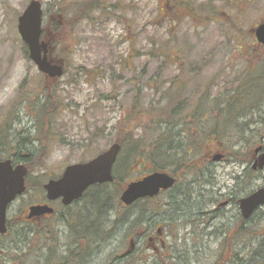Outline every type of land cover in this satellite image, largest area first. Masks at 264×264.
Returning a JSON list of instances; mask_svg holds the SVG:
<instances>
[{
  "label": "rangeland",
  "instance_id": "1",
  "mask_svg": "<svg viewBox=\"0 0 264 264\" xmlns=\"http://www.w3.org/2000/svg\"><path fill=\"white\" fill-rule=\"evenodd\" d=\"M30 1L0 0V160L13 154L15 157L11 158L20 162L22 156L29 158L33 154V160L40 153L46 154L44 165L34 166L30 173L31 181L43 186L30 189L10 205L8 218L12 220V224L16 223L18 216L27 212L31 204L43 199L47 201L44 184L51 177L60 176L69 164L88 161L109 149L118 136L129 132V129L135 130L138 136L142 135L139 140L141 144L156 140L162 131L165 152L180 144L179 133L183 128L189 134L192 131V134L200 135L195 128L189 129L193 128L192 123L188 127L175 129L174 140L171 137L168 142L165 130L170 128L166 126L161 131L150 130L144 133L151 119L147 109L152 103L167 107L170 101L163 93L170 86H176L172 81L179 76V80L184 77L193 80L179 98L188 104L183 114H190L195 108L197 93L201 94L206 90L208 95L209 92L216 95L227 81L230 83L242 68L245 69V64L240 62L239 57L242 55L238 51L239 46H242L244 57L250 63L254 62L255 56L264 53V48L254 45L256 39L253 32L264 18V0L232 1V7L237 5L244 12L235 21L230 18V7L223 4V0H185L194 9L193 13L182 6L180 0H105L106 5L117 4L118 10H113L104 17L97 11L94 21H83L74 32L67 27L56 40L58 45L54 49V55L65 60L66 72L60 79L48 81L49 88L45 90L44 74L30 59L18 31V18ZM59 1L42 0L44 26L49 23V18L52 22L57 21ZM82 1L84 0H65V5L71 7ZM72 12L70 9L69 13ZM236 21L240 31L232 25ZM227 22L230 24L227 25ZM165 42L172 48H161ZM155 48L160 50L152 53ZM256 50L259 52L253 54ZM216 78L218 81L215 82ZM199 88L202 91H197ZM50 94L55 95L58 101L52 100V107L51 101L48 105V111L54 116L44 117V131H39L37 115L40 105L43 102L46 104L44 98ZM135 98L139 101L138 108L133 107ZM240 111L229 123L220 126L221 138H214L213 142L210 141L193 157L199 162L201 169L196 168L182 175L183 180H197L201 185L204 180L212 178V172L206 170L208 153L213 150V156L217 155L219 146L223 150L221 152L226 154L223 161L216 162L212 167L217 172V177L212 180L214 185H202L200 195L193 201L182 200L180 207L184 211L214 209L227 198L226 195L220 197V192L235 193L240 188L238 197H241L244 189L247 194L264 184V169L254 172L251 163L241 160L250 148L264 144V122L254 125L250 114L258 113L250 105ZM133 116L137 117V121L128 123V119ZM48 120H51L50 124ZM191 120L189 118V122ZM249 123H253L251 127ZM123 125L129 129L122 130ZM215 125L216 120L211 117L205 122V127L208 128L206 131L212 130ZM203 126L198 123L199 128ZM47 128H51L50 133L43 137L42 142L39 141L38 137L46 134ZM250 128L255 131L251 132ZM20 140L22 144L18 148L16 144ZM230 151H238L240 157L228 155ZM123 155L124 151L120 152L118 161ZM130 161L131 165L127 170L123 169V175H127L124 181L141 178L151 172L153 167L147 156L142 164L133 155H130ZM172 162L165 157L164 163L171 165ZM116 166L117 162L114 165V175ZM235 175H239V179ZM111 188L107 191L111 194L112 202L108 201L106 208L116 210V214L112 212L110 215L115 220L127 214V211L119 208L122 191L119 196L115 194L118 185ZM90 198L95 196L92 194ZM85 199L89 200L87 197ZM161 199L164 200L165 197ZM158 201L159 199H155L146 204L150 210L148 214L143 212L146 205L133 208L134 223L140 210L143 213L138 219L139 228L136 231L147 228L148 218L156 223L150 229L152 233H156L159 226L165 225L160 223L162 212L157 205ZM54 204L57 210L63 208L60 201ZM238 210L235 204L220 208L214 214L209 228L202 224L195 232L189 223L185 225L183 221H179L171 230L175 238L167 233L170 243L165 254L161 253L167 255L165 260H161L145 240H139L134 257L129 263L226 264L228 259L233 260L235 253L242 255L244 252L242 256L248 264H254L258 239L254 241L256 244L250 245L249 241L253 240L250 235H257L264 228L262 230L259 226L247 224L248 232L238 233L237 238V231L224 234L225 225L222 222L226 225L230 222V229L233 228L240 220ZM209 229H213L214 234L207 239ZM126 231L124 228L117 234L119 247L125 240ZM116 245L115 243L112 249ZM110 251L111 248L108 251L104 249L102 257L95 264L108 263Z\"/></svg>",
  "mask_w": 264,
  "mask_h": 264
},
{
  "label": "flooded vegetation",
  "instance_id": "2",
  "mask_svg": "<svg viewBox=\"0 0 264 264\" xmlns=\"http://www.w3.org/2000/svg\"><path fill=\"white\" fill-rule=\"evenodd\" d=\"M55 58L58 59L57 57ZM44 77L46 80L50 81L45 74ZM218 150H220L217 154L220 155L218 159H214L217 155L213 156V150L208 153V166L206 170L207 172H212V178L210 180H204L201 185H199L197 180L190 182L183 180L182 175L189 172L184 171V168L181 167L179 169V174L181 175H176L168 171V173L176 178L174 186L162 190L154 197L140 199L132 205H126L121 201V194L126 188L125 187L119 196V207L120 210L127 211V214L122 215L119 219L113 220L110 218L111 213H115L116 210L111 208L103 211L94 203L89 202L90 199H84V197L87 196L86 193L83 194L81 199L67 206L62 203L61 199L55 201H49L48 199L44 201L43 199L41 202L34 203H49L54 207V212L29 217L28 208L27 212H24L23 215L16 218L15 224H12V220L8 218V230L5 233H0V264H95V262L102 257L104 249L108 251L109 248H111L108 258L109 262L106 264H130L129 260L134 257V252L139 240H145L147 246L151 247L161 260H165L168 257L163 254H165L164 252L170 243L167 233H170V235L175 238V234L171 230L177 226L179 221H183L185 225L189 223L193 227V232L199 229L202 224H205L206 227L209 228L212 225L211 220L214 218V214H216L220 208L227 207L228 205L231 206L232 204L238 207L240 220L237 221L231 229L230 222L227 225L222 222V224L225 225L224 234L225 232L229 233L231 231L232 233V231H237L235 236V238H237L238 233H246L247 224L253 223L263 230L264 205L257 208L248 218H244L241 213L239 207L240 199L252 192L245 194L246 189H244V195L241 197H238L241 191L240 188H238L235 193L231 191H229L228 194L220 192V197L226 195V200L218 203L216 208L208 211L199 208L195 212H190V210L184 211L182 207H180L182 200L184 202L195 200L201 193L202 185H214L212 180L217 177V172L212 167L216 162L220 163L226 157V154L221 152L223 150L219 146ZM259 154L260 152L252 151L250 156L249 163H251V168L254 172L258 169H253L252 163H254ZM235 178L239 179V175H235ZM128 183H130V181H127V185ZM162 197H165V199L162 200ZM155 199H159L157 205L162 212L160 215V223L163 222L165 225L159 226L156 228L157 232L152 233L150 229L156 225V223L152 218H148L147 228L136 231L133 219V208H135L138 202L143 201V203H145L143 205H148ZM57 201L61 202L63 206L62 209L57 210L55 208L54 203ZM147 205L143 212L148 214L150 210ZM124 228L127 229L125 232V240L119 247V237L117 234ZM212 230L213 229H209L207 231V239H210L214 234ZM257 239L258 247L255 252V264H264V231H260V233L256 235V240ZM115 243L117 245L112 249ZM132 243H134V247H132L130 251ZM225 262L226 264H231V259ZM240 264L245 263L241 261Z\"/></svg>",
  "mask_w": 264,
  "mask_h": 264
},
{
  "label": "trees",
  "instance_id": "3",
  "mask_svg": "<svg viewBox=\"0 0 264 264\" xmlns=\"http://www.w3.org/2000/svg\"><path fill=\"white\" fill-rule=\"evenodd\" d=\"M105 0H84L80 3H76L71 7H68L65 5V0H60L58 3V6L60 7L58 11V19L56 22H52V19L49 18V23L44 27V38H47L52 42V48L55 47L57 44L56 40L61 37V33H63L64 29L67 27L71 31H75L77 26L82 23L83 21H94L95 20V13H99V15H102L101 17H104L106 14L111 13L113 10H118L117 4H110L106 5L104 2ZM232 1L236 0H223V4L226 6H229L230 13L229 16L232 19V21L237 20L238 17L244 13L240 8L235 5V7H232L234 4H232ZM252 1L253 0H247ZM179 3L184 7L188 8V11L193 13L194 9L190 6V3H187L185 0H180ZM70 9L73 10L72 13H69ZM207 16V15H205ZM63 17V18H62ZM237 23H231L238 31H240V27ZM226 24V23H225ZM230 24L227 22V25ZM238 37V36H237ZM254 45L261 46L264 48V45L258 44L256 40H254ZM25 49L27 50L26 45L24 44ZM163 49H171L167 46V42L163 43L161 46ZM160 50V48H155L152 53L155 51ZM239 53H241L242 56H240V62H243L245 64V69L242 68L238 74H236L232 81L230 83L227 81L226 85L223 87V89H219L217 94L214 95L211 92L210 95H208V92L205 90L201 94H198L195 104V108L190 114H183L187 109V102L182 101L181 96L182 92L187 85L192 84L193 80L190 81L187 79V77L182 78L179 80V76H177L175 79H173L172 83L176 86L169 87V90L165 91L163 93L166 94L169 98L170 103L166 105V108H163L159 106L158 104L152 103L150 107L147 109L148 114L150 115V123H148L149 127L144 131V133H147V131L150 130H158L161 131L166 126L167 128H170L169 130H165V133H167L166 140L168 142V139L171 137L173 138L175 136L174 131L175 129H178L179 127H188L193 124V128H189L190 130H193L194 128L200 133V135L197 134H189L186 131V128H183V131H180V144L173 149H169V152H165L164 150V144L162 143V137L164 136V133L161 131V134L156 138V140H153L149 144H141L140 143V136H138L135 132V130H131L127 128L126 125H123L122 130L129 129V132L122 133L118 136L117 141L120 142L122 145L121 152L124 151L125 155L117 160V168L115 170V180L114 182L109 184H99L96 186L91 187L87 192V196L84 197V199L87 197L89 202L94 203L97 205V207L101 208L103 211L106 208V205L108 201L111 200V194L107 191L109 189H112L111 186L118 185V188L115 189V194L119 196L120 192L126 187L127 181H124L125 177L127 175H123V169H126L131 165L130 161V155H133V158L140 159L141 164L145 161V156L148 157L149 161L152 163L153 167L150 169L152 171L156 170H167L171 171L176 175H179V168L183 167L186 172H190L191 170H194L197 168V170H200V164L198 161L194 160V156L196 154H199L205 147V145H208L216 138H221L222 135V129H220V126L226 123H229L239 112L240 110L250 105L258 114H250V118L253 117V123L254 125H258L260 121L264 122V53L258 54L254 57V62L250 63L246 57H244L242 46L238 47ZM28 52V51H27ZM259 51L256 50V52H253V54L258 53ZM215 82L218 81V79H214ZM48 82L45 83V90H48ZM197 91H202L200 88ZM49 94V93H48ZM213 95V96H212ZM46 104L43 102L42 105H40V109L37 115V119L39 122V131H44L43 128V120L44 117L52 115L54 116L52 112L48 111V105L51 101V107H52V100L57 101V98L55 95L52 94L48 95L46 98ZM178 99V100H176ZM209 100V101H208ZM174 103V104H173ZM251 103V104H249ZM43 106V107H41ZM133 107L138 108L139 107V101L137 98L133 101ZM132 115L129 113V117ZM193 117V118H192ZM205 117V118H203ZM213 117L216 120L215 128H211L209 132L206 131L208 128L205 127V122L209 121V119ZM189 118H191V122H189ZM203 118V119H202ZM49 124L51 120H48ZM137 117L133 116L132 119H128V123L136 122ZM198 123L200 125H204L202 128L198 127ZM253 123H249L250 127ZM217 126V127H216ZM51 128H47V133L42 134V136H39V141L42 142L43 137L45 135H48L50 133ZM251 132L255 131V129L250 128ZM178 131V132H179ZM41 133V132H40ZM174 140V138H173ZM173 142V141H172ZM20 143L18 142L16 145L20 146ZM16 147V146H14ZM253 149L250 148L248 152H245L243 154V157L241 158L242 161H250V156ZM228 155L231 154L233 157L239 158L240 155L238 151H230L227 153ZM33 154H31L32 156ZM31 156L29 158H25V156H22V161L25 160L28 168H29V175L27 177V191H29L32 188L42 187L43 184H38L36 182L31 181L32 178L30 176V173L33 171L34 166H42L44 165L46 154L45 152L40 153L36 159L31 160ZM9 157H15L13 154ZM165 157L172 160L173 162L171 165L168 163H164ZM31 160V161H30ZM188 161V163H186ZM210 161V160H209ZM174 166H177V168H173ZM127 174V172L125 173ZM55 178V176H54ZM124 181V182H122ZM34 184H33V183ZM99 193V194H95ZM93 194L95 198L91 199L90 196ZM95 194V195H94ZM116 197V196H115ZM87 200V199H86ZM112 202V200H111ZM142 203V204H140ZM140 204V205H139ZM143 201L138 202V204L135 205L137 207L143 206ZM120 208V207H119ZM142 211L140 210V215L136 217L135 222V229L137 230V227L139 228V222L138 219L141 217ZM141 223V222H140ZM255 224H250V226H254ZM141 227V226H140ZM248 230L246 231V233ZM250 245L256 244V235L251 234L250 235ZM258 247V242L256 245V249ZM137 250V247L135 251ZM244 253V252H243ZM242 253V255H243ZM241 253H235V256H233V260L231 259V264H240L241 261L243 263L248 264L247 260L240 255ZM247 256H250L247 254ZM142 259V257H140ZM237 260V261H236ZM255 264V262H254Z\"/></svg>",
  "mask_w": 264,
  "mask_h": 264
},
{
  "label": "water",
  "instance_id": "4",
  "mask_svg": "<svg viewBox=\"0 0 264 264\" xmlns=\"http://www.w3.org/2000/svg\"><path fill=\"white\" fill-rule=\"evenodd\" d=\"M44 10L42 0H31L18 18L19 34L27 46L30 59L48 78L57 80L65 73V61L51 56L52 42L43 38ZM259 44H264V19L254 28ZM121 150L120 142L116 141L109 149L94 158L69 164L59 178H51L45 184L46 196L49 201L61 199L64 205L79 200L93 185L114 181L113 168ZM260 152L253 168H264V146L255 149ZM220 158V155L214 159ZM29 173L23 162L14 164L11 158L0 160V233L8 230V210L10 205L22 195L26 189V177ZM176 178L166 171H153L143 178L131 181L121 194V201L132 205L139 199L154 197L162 190L175 185ZM264 205V186L259 187L239 201L244 218ZM54 207L49 203L33 204L29 207V217L53 213ZM134 247L132 243L130 251Z\"/></svg>",
  "mask_w": 264,
  "mask_h": 264
}]
</instances>
